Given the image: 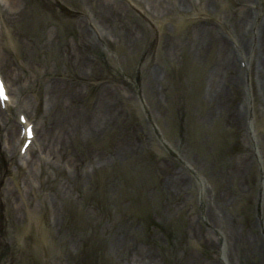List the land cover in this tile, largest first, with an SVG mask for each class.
<instances>
[{"label":"rangeland","instance_id":"rangeland-1","mask_svg":"<svg viewBox=\"0 0 264 264\" xmlns=\"http://www.w3.org/2000/svg\"><path fill=\"white\" fill-rule=\"evenodd\" d=\"M0 1L7 10L6 0ZM135 2H142V9ZM219 3L213 15L196 13L185 21L173 12L159 32L150 24L153 4L148 0H24L35 35L43 37L55 25L72 26L84 10L92 19L91 13L102 12L106 4L108 17L113 13L122 19L121 26L133 41H123L121 50L110 28L103 26L104 46L86 73L83 67L87 75L80 82L72 80L51 53L34 57L33 62L47 63L53 80L23 62L20 70L14 67L16 72L24 70L15 86L1 60L12 93L26 99L25 105H35L34 94L42 100L49 93L47 80L76 82L83 110L94 106L97 91L106 90L113 93L120 116L117 125L94 136H67L65 158L46 151L39 166L33 156L23 178L13 160L1 167L0 219L12 247L8 249L5 239L0 242V264H264L261 72L250 69L238 81L239 73L233 71L230 76L237 81L232 85L224 75L222 84L214 74L215 47L196 44L192 38L194 27L207 21L229 47V36L234 35L231 20L234 23L240 6L235 0ZM252 12L264 18V1ZM18 29L12 25L13 34L25 38ZM215 85L216 95L226 96L222 102L219 97L214 100ZM46 108L47 104L44 114ZM65 110L71 111L69 104ZM247 118L254 122L255 135H249ZM251 137L258 144L251 143ZM4 153L9 155L6 149ZM71 154H76L80 175L70 167ZM97 155L105 158L103 162L90 158ZM12 172L23 181L22 195L29 208L24 213L14 201L2 202L3 193L5 199L11 198L7 194L14 188ZM13 195L21 206L22 197L15 191ZM45 197L46 206L52 201L59 209V223L54 227L49 220L55 233H40L42 225L33 219L40 209H44L40 220L47 221L48 214L50 218ZM24 238L26 244L21 243Z\"/></svg>","mask_w":264,"mask_h":264},{"label":"bare ground","instance_id":"bare-ground-1","mask_svg":"<svg viewBox=\"0 0 264 264\" xmlns=\"http://www.w3.org/2000/svg\"><path fill=\"white\" fill-rule=\"evenodd\" d=\"M152 2L153 7L151 8L150 22L154 29H160L162 27V22L165 17L170 16L173 12L177 15H182V20L186 18H192L194 14H208L213 15L216 9L219 8V0H176L173 1L174 10L170 11L169 5L171 0H148ZM237 5L240 6L239 13L234 16L231 20L232 27L234 29L233 38L236 42H232L237 47V54L235 55L231 46H227V43L223 40L220 33L217 32L216 27L207 21L198 23L193 29V41L196 44L208 43L212 45L216 50V72H214L215 77L222 84L231 83L232 85L237 81L236 76L232 78L230 76L233 71L239 73L238 81L243 76L241 75L240 63L243 61L246 65H251L253 62L252 51L255 46L256 52L254 60L257 62L258 70L261 72L262 83L264 82V19H258L257 14L252 15V0H235ZM255 2V1H254ZM135 4L138 8H141L142 2ZM7 10L5 14L7 18H2L1 14L3 9L0 8L1 16V31H0V52L2 61L6 62V56L3 53L2 47H11L13 53L17 56L18 67L22 68L23 62L28 64V69L31 71H43L45 78L53 80L52 74L48 70V64L40 60L34 61L33 58H39L41 54H46L49 56L52 53L53 58L57 63H62L66 67V73L72 76V80L80 81L84 79L85 74L83 73V67L85 65H90L95 61V53L98 51L99 42L101 39L100 28L94 26V30L99 34V41L92 40L88 26L85 21V17L78 19L76 23L72 26L64 29L62 26H58L56 29L48 30L41 36H33L30 32L31 24L26 21L28 15L27 5L24 4V0H6ZM246 7H249L247 10ZM109 6L106 4L102 5V12L94 13L96 20H99L102 26H108L110 31L114 34L122 35V31L125 27L121 26V20L119 21L118 16L111 13L108 17ZM117 12V10H114ZM215 17V16H214ZM217 19V17H216ZM8 20V21H7ZM225 19L220 18L219 22L222 26H227ZM259 22V23H258ZM22 25L21 30L25 33L27 39H17L11 33L10 29L12 25L19 24ZM231 26V25H229ZM232 32V34H233ZM127 38L130 37L127 35ZM2 50V51H1ZM96 62V61H95ZM10 63V77L12 76L13 81L17 84L22 81V74L20 72H15L13 60H8ZM87 67L85 66V70ZM23 70V69H22ZM22 72V71H21ZM85 72V71H84ZM220 75H219V74ZM229 76V79H224L223 76ZM49 77V78H48ZM47 80V85L45 88L48 90V95L50 98V110L48 118H46L45 124L42 126L40 131L35 135V139L40 137V147L43 149V153L47 150L52 154L59 153L61 158L66 156L63 154V150L66 149L65 139L67 136L74 137H88L89 135L94 136L98 132L104 131V129L109 127H114L118 124L119 120V109L114 103L113 93L108 91H102L97 98L96 103L91 109L83 110L81 108V103L83 96L81 94V89L76 88V82L72 83H60ZM226 80V81H225ZM7 82V81H6ZM221 85L220 83H216ZM224 86V85H223ZM216 85L214 86V100L216 97L220 98L219 102L226 99L224 93H218L216 95ZM226 86H224L225 88ZM219 88V87H217ZM225 90V89H224ZM221 87L220 91H223ZM8 95L14 102V98L11 92L8 91ZM217 101V100H216ZM12 102V103H13ZM218 102V104H220ZM70 105V110H65V105ZM118 104V103H117ZM9 107V106H8ZM29 122L32 120V116L29 112L25 111ZM0 118L2 120L3 126H5V131L8 133L7 141L11 150V154L17 149V142L21 140V130L20 125L11 124L7 125V121L3 118V114L0 111ZM9 128H8V127ZM2 127V126H1ZM0 127V128H1ZM22 143L24 140H21ZM22 145V144H21ZM35 145H31L28 150L26 157L20 159L22 161H27V157L35 151ZM57 150V152H55ZM14 155V154H13ZM76 154H71V169L77 175L82 172V169L77 165ZM98 163L103 162L105 159L102 155H97L94 158ZM19 161V159H18ZM33 183V182H31ZM29 185H32V184ZM17 192L22 193V188L19 184ZM13 191H9V195H12ZM15 204L19 207L21 211L22 208L18 205L17 201ZM54 213V227L56 223H59V209L57 205L53 204ZM45 231V230H42Z\"/></svg>","mask_w":264,"mask_h":264}]
</instances>
